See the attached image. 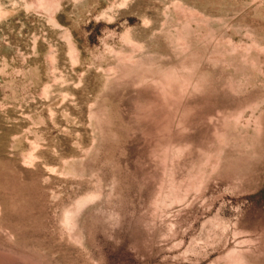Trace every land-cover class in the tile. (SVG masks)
I'll use <instances>...</instances> for the list:
<instances>
[{
  "label": "rangeland",
  "instance_id": "obj_1",
  "mask_svg": "<svg viewBox=\"0 0 264 264\" xmlns=\"http://www.w3.org/2000/svg\"><path fill=\"white\" fill-rule=\"evenodd\" d=\"M39 1L0 0V264H264V0Z\"/></svg>",
  "mask_w": 264,
  "mask_h": 264
},
{
  "label": "bare ground",
  "instance_id": "obj_2",
  "mask_svg": "<svg viewBox=\"0 0 264 264\" xmlns=\"http://www.w3.org/2000/svg\"><path fill=\"white\" fill-rule=\"evenodd\" d=\"M30 1V3L28 2V1H26V3H25V0H24V3H25V7H26V4H27V2L32 6V5H35L34 7L36 8V7H38V8H42V5H41V3H40V1L39 0H29ZM124 1V0H123ZM122 1V2H123ZM117 3V2H116ZM124 3H125V1H124ZM114 5V4H113ZM122 5V4H121ZM124 5V4H123ZM132 5H134L133 3H132ZM22 6H24V5H22ZM112 6V5H111ZM29 7V6H28ZM33 7V6H32ZM117 7H119V6H117ZM122 7V6H121ZM174 7V6H173ZM30 8V7H29ZM150 8V7H149ZM40 10V9H39ZM109 10V9H108ZM3 11V10H2ZM110 11V10H109ZM3 15V14H2ZM0 16H1V14H0ZM2 17V16H1ZM0 17V18H1ZM146 20V19H145ZM144 19H143V21H145ZM158 20V19H157ZM159 23V22H158ZM59 26V25H58ZM65 39V38H64ZM61 40H63V39H61ZM66 41V40H65ZM68 45V44H67ZM73 46V45H72ZM70 49H69V47H68V51H69ZM72 51V50H71ZM74 51V50H73ZM76 51V50H75ZM50 53V52H49ZM75 53V52H74ZM74 53H73V55H74ZM49 55H51V54H49ZM72 55H70V57H71ZM74 57V56H73ZM50 58V57H49ZM48 59V58H47ZM71 59V58H70ZM50 60H51V58H50ZM17 62V61H16ZM25 62V61H24ZM51 62H54V60L52 59V61H50V63ZM18 63V62H17ZM22 63V62H21ZM20 64V63H19ZM23 64V63H22ZM50 66H51V64H50ZM53 66V65H52ZM17 69V68H16ZM50 70H52L51 68H50ZM55 70V69H54ZM53 70V71H54ZM18 72H19V70H18ZM56 76V75H55ZM57 79V78H56ZM58 80V79H57ZM58 82V81H57ZM252 111V110H251ZM244 115V114H243ZM248 116V115H247ZM244 117V116H243ZM243 119V118H242ZM248 119V118H247ZM245 120V119H244ZM239 123V122H238ZM244 124V123H243Z\"/></svg>",
  "mask_w": 264,
  "mask_h": 264
}]
</instances>
